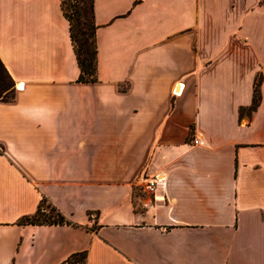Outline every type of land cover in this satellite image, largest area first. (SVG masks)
Instances as JSON below:
<instances>
[{
    "label": "crops",
    "instance_id": "obj_1",
    "mask_svg": "<svg viewBox=\"0 0 264 264\" xmlns=\"http://www.w3.org/2000/svg\"><path fill=\"white\" fill-rule=\"evenodd\" d=\"M93 18L83 81L60 0H0L19 86L0 99V264H264V0H93ZM41 197L68 222H18Z\"/></svg>",
    "mask_w": 264,
    "mask_h": 264
},
{
    "label": "trees",
    "instance_id": "obj_2",
    "mask_svg": "<svg viewBox=\"0 0 264 264\" xmlns=\"http://www.w3.org/2000/svg\"><path fill=\"white\" fill-rule=\"evenodd\" d=\"M63 15L68 21L69 37L79 67L78 80L93 81L96 79V43L95 30L98 24L93 18V0H60ZM258 76L254 79V93L250 107L257 103ZM13 96V79L0 60V99ZM2 145L0 144V152ZM41 197L32 213L21 215L20 223H62L68 219L54 205L45 202ZM40 203L48 207V211L40 209ZM85 250L74 251L67 255L59 264H83Z\"/></svg>",
    "mask_w": 264,
    "mask_h": 264
},
{
    "label": "built area",
    "instance_id": "obj_3",
    "mask_svg": "<svg viewBox=\"0 0 264 264\" xmlns=\"http://www.w3.org/2000/svg\"><path fill=\"white\" fill-rule=\"evenodd\" d=\"M192 141L196 142L197 139L194 136H192ZM141 179H142L141 189L143 190L144 193L141 199V206L148 207L153 203V198L155 197V188L160 178L156 174H152V175H142ZM40 209L45 212L48 211V207L44 203L43 204L40 203Z\"/></svg>",
    "mask_w": 264,
    "mask_h": 264
},
{
    "label": "rangeland",
    "instance_id": "obj_4",
    "mask_svg": "<svg viewBox=\"0 0 264 264\" xmlns=\"http://www.w3.org/2000/svg\"><path fill=\"white\" fill-rule=\"evenodd\" d=\"M14 85L16 86V84H15V83H13V86H14ZM16 87H17V86H16ZM64 264H65V263H64Z\"/></svg>",
    "mask_w": 264,
    "mask_h": 264
},
{
    "label": "bare ground",
    "instance_id": "obj_5",
    "mask_svg": "<svg viewBox=\"0 0 264 264\" xmlns=\"http://www.w3.org/2000/svg\"><path fill=\"white\" fill-rule=\"evenodd\" d=\"M17 87H19V86H17Z\"/></svg>",
    "mask_w": 264,
    "mask_h": 264
},
{
    "label": "water",
    "instance_id": "obj_6",
    "mask_svg": "<svg viewBox=\"0 0 264 264\" xmlns=\"http://www.w3.org/2000/svg\"><path fill=\"white\" fill-rule=\"evenodd\" d=\"M17 83H19V82H17Z\"/></svg>",
    "mask_w": 264,
    "mask_h": 264
}]
</instances>
